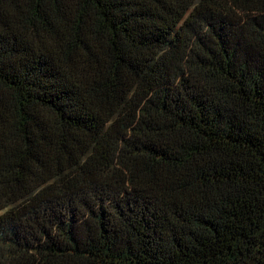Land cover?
<instances>
[{
    "label": "trees",
    "instance_id": "trees-1",
    "mask_svg": "<svg viewBox=\"0 0 264 264\" xmlns=\"http://www.w3.org/2000/svg\"><path fill=\"white\" fill-rule=\"evenodd\" d=\"M0 264H264V0H0Z\"/></svg>",
    "mask_w": 264,
    "mask_h": 264
}]
</instances>
